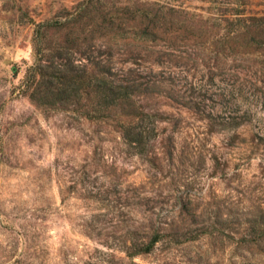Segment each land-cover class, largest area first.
<instances>
[{
    "label": "rangeland",
    "instance_id": "374dc122",
    "mask_svg": "<svg viewBox=\"0 0 264 264\" xmlns=\"http://www.w3.org/2000/svg\"><path fill=\"white\" fill-rule=\"evenodd\" d=\"M88 1L0 0V264H105L109 247L124 255L131 232L148 239L162 228L163 239L136 264H264L258 128L212 132L200 113L142 95L147 111H161L140 152L123 140L120 113L91 112L86 97L43 105L33 96L39 64L52 52L69 46L79 65L88 63L84 50L110 38L123 49L139 24L131 11L141 6L180 15V29L154 48L167 61L158 71L172 72L180 92L212 94L217 85L207 83L219 72L217 40L225 30L206 20L229 0L97 1L111 10V28L99 25L98 10L83 15ZM252 2V13L264 14V0ZM78 12L84 17L58 24ZM252 57L249 76L256 78L264 55ZM126 58L118 55L116 65Z\"/></svg>",
    "mask_w": 264,
    "mask_h": 264
},
{
    "label": "trees",
    "instance_id": "16d2710c",
    "mask_svg": "<svg viewBox=\"0 0 264 264\" xmlns=\"http://www.w3.org/2000/svg\"><path fill=\"white\" fill-rule=\"evenodd\" d=\"M97 1L101 0H89L83 9V15L98 10L102 20L99 25L105 28H111L112 25L114 27L115 22L107 19L111 10L106 11ZM252 1L229 0L228 7L223 8L224 11L206 20L218 21L219 26L225 30L217 40L219 72L213 74L207 83L210 89L217 85L212 94H208L209 89L197 95L188 93L187 90L180 92L181 90L175 88L178 82L172 72L167 75L166 70L158 71V67H163L167 61L163 58L162 50L154 48L163 34L180 29L177 26L180 15L178 11L171 9L165 11L141 6L131 11L135 13L139 24L135 36H125V40L129 39L123 43V49L115 48L117 43L114 38H110L106 40V45L103 43L104 45L95 49L90 47L84 50L88 63L79 65L72 60L73 54L69 46L52 52L46 64H39L42 80L36 83L33 96L40 95L43 105L80 104L86 97L93 104L91 112L100 111L105 117L110 116L111 112L120 113L123 140L135 145L140 152L145 149L155 132L153 117H157L161 110L157 113L147 111L139 101L142 100V95L155 93L170 102L179 103L182 107L200 113L212 132H227L242 126H253L258 128L254 135L259 141H264V59L261 60L263 64L260 74L256 78L249 76V70L253 67L249 64L253 54L257 52L262 57L264 55V14L252 13ZM82 13L73 15L67 23L58 24L70 25L78 16L83 18ZM53 25L43 24L45 28ZM252 47L255 52L249 50ZM118 55L128 57L119 61L123 63L120 66L116 65ZM232 56L230 64L229 58ZM89 63L92 64L91 68ZM140 64L143 65L142 68ZM245 69L248 70L244 71ZM216 75L220 76L217 83ZM199 88L202 89V86ZM207 100L213 104L209 105ZM145 233L147 232L144 235ZM164 233L163 228L155 229L145 239L138 237L135 230L123 239V256L109 247L110 254L103 261L105 264H127L130 259L131 264H136L135 258L151 253L163 239Z\"/></svg>",
    "mask_w": 264,
    "mask_h": 264
}]
</instances>
